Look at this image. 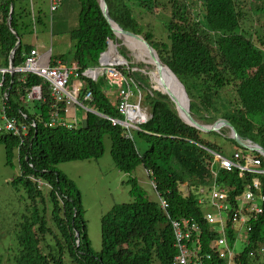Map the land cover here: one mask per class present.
Listing matches in <instances>:
<instances>
[{
    "label": "trees",
    "instance_id": "1",
    "mask_svg": "<svg viewBox=\"0 0 264 264\" xmlns=\"http://www.w3.org/2000/svg\"><path fill=\"white\" fill-rule=\"evenodd\" d=\"M15 1L0 0V58L4 67L8 66L9 55L17 42L15 34L21 39L20 31L27 27L22 24V18L29 15L32 25L36 26L32 9L27 12L23 6L15 7ZM76 1L80 11L77 27L70 32L73 43L70 65L76 64L82 72L96 67L98 56L106 49V40L115 39L97 0ZM150 1L155 4L148 7ZM136 2L154 16L168 13L166 41L144 31L132 13L133 5L129 6L125 0H106L105 3L110 18L123 30L149 42L160 61L182 82L196 119L202 124L226 119L240 137L264 149V52L239 33L237 21L241 11L237 1ZM57 9L51 11L49 6L50 14ZM261 9L264 13V2ZM37 22L40 23L39 20ZM17 43L12 58L13 68L21 67L22 55L29 54L32 49L22 45L20 40ZM50 61L53 66L57 61L68 65L63 58ZM132 67L130 65L129 68ZM128 73L139 92L144 90V104L152 115L150 120L139 125L133 140L125 138L126 130L122 126H112L109 120L93 114H89L86 128L49 127L48 105H39L36 113H29L28 109L13 101L18 95L17 74L21 73L6 76L4 89L9 92V114L27 124L28 133L20 137L0 134V143L4 147L5 165L12 167L13 159L17 163L19 175L10 183L16 191L21 187L27 201L26 213H31L23 214L19 219L15 229L18 232L17 246L15 250H9V258L5 263L0 260V264H153L154 261L171 264L177 253L173 246L171 220H190L199 225L201 238L196 243L192 237L188 247L199 248L202 257L210 256L209 260L202 261L203 264L227 263L226 259L218 258L211 247L213 240L220 237L218 225L212 229L202 221V213L196 203L199 188L207 187L213 178V157L209 151L218 152L220 149L203 135L193 132L179 118L165 95L146 90L151 85L147 75L136 71ZM26 82L27 87L41 83L37 76L30 74H27ZM80 86L82 95L91 93L92 100L85 102L90 109L109 118L123 120L116 108L119 100L114 92L115 86L109 87L103 77L95 82L80 78ZM18 112L24 113L26 119H21ZM32 122L34 127L30 126ZM223 131L218 135L237 146L224 137L227 130ZM105 135L110 139V157L115 168L129 176L127 183L131 202L114 205L101 216V251L95 254L87 235L80 193L74 183L57 169V165L98 160L104 154ZM141 144L148 145L143 153L140 152ZM255 158L260 159V168L264 170L263 159L258 154ZM139 166L154 181L155 192L166 200L168 208L165 212L157 202L148 200L137 180L131 176ZM32 177L36 182L30 179ZM217 177L226 185L229 197H234L241 194L253 175L245 174L240 180L236 172H218ZM259 179L263 181L264 191V176H259ZM183 184L187 189L182 192L180 187L184 188ZM249 225L250 231L240 237L244 247L235 254L233 264H264V257L257 254V247L264 246V210L252 218ZM224 233L228 247L233 250L238 233L231 228L230 221ZM251 252L254 256H250Z\"/></svg>",
    "mask_w": 264,
    "mask_h": 264
},
{
    "label": "rangeland",
    "instance_id": "2",
    "mask_svg": "<svg viewBox=\"0 0 264 264\" xmlns=\"http://www.w3.org/2000/svg\"><path fill=\"white\" fill-rule=\"evenodd\" d=\"M59 8L56 12L50 14L49 12V0H16L15 7H24V9L29 12L32 9V12L35 15L36 26H33L31 23V17L25 16L22 18L21 22L23 25H27L26 28H22L20 31L22 45L31 46V50H36L37 54H45L48 51L50 52L51 59L63 58L66 59L68 65L67 67H71V58L73 53L72 41L70 39V32L77 27V16L80 11V6L76 3V0H61ZM137 0H125L128 2L129 6L133 5V15L139 22L141 28L144 31H149L155 38L160 39L162 41H166V30L165 23H168L169 17H167L168 13L163 14L161 17L154 16L153 13L148 12L147 10H143L141 5H139ZM167 1V0H165ZM192 2V0H189ZM160 2H164V0H160ZM155 3L150 1L147 6H152ZM157 11V8L154 9V12ZM160 12V9H159ZM157 15V14H155ZM166 16V17H165ZM39 20L40 23L37 22ZM264 22V21H263ZM118 43V51L121 56H124L130 65H132L133 71H143L145 73H149L152 71V68L143 61H146L147 58L143 60L140 59V53L131 51L126 45L122 44L121 41H116ZM112 50L110 49V53ZM137 56V57H136ZM49 57V58H50ZM107 57L115 58L113 55H107ZM52 65V62L50 64ZM139 65H143L142 67ZM140 68H139V67ZM138 67V68H137ZM151 69H150V68ZM72 69V68H68ZM141 73V72H140ZM41 81V79H39ZM152 80V79H151ZM43 81V80H42ZM76 80H73L75 82ZM153 82V80H152ZM44 83V81H43ZM83 83V82H82ZM154 83V82H153ZM33 85H31L32 87ZM150 88H146V90H153L154 88H158L155 83L154 85L151 83L149 85ZM47 89V88H46ZM138 89V87H136ZM4 90V84L2 87V92ZM109 90V88L107 89ZM82 91V90H81ZM116 93L117 90L114 89ZM82 93V92H81ZM53 96L50 93H47L45 101L43 102V96L40 98L42 100H36L34 97H28V93H23L17 95V98H14L13 101L17 103L19 106L28 109L29 113H36V107L39 105L46 104L49 107V113L58 108V104H62V101H57L58 104L54 100H52ZM9 97L5 99V103L0 107V117L5 115L7 120H14L17 124V127L22 130L20 125L26 126L27 124L21 122V120L15 116H10L9 111L10 106L7 104V100ZM71 99L74 100L73 95ZM145 100V92L144 90L140 91V103L141 107L144 111L149 108L146 104H144ZM177 101V97L176 100ZM36 102V105H35ZM129 102L137 103L136 98L134 96L130 97ZM88 104V103H87ZM55 110V111H56ZM71 108L68 112L74 113L77 112L81 120L89 117V114H86L84 111L79 109ZM20 113L21 119L25 120L26 115L24 113ZM177 113V112H176ZM100 118V117H98ZM102 119V118H100ZM124 120V117H123ZM35 125L34 122L30 124ZM0 127L3 128V122L0 121ZM27 127V126H26ZM131 130V129H130ZM221 129L220 132H224ZM219 132V133H220ZM3 134V133H0ZM224 137H228L227 132L223 133ZM134 139H136L135 133H133ZM204 138H207L212 143L216 145L220 150L218 151L221 155L226 156L227 158L231 156L234 150H238L241 154L248 155L250 157H255L254 153L243 150L241 147L233 146L227 143L221 135H203ZM104 144V154L98 160H90V161H74L67 162L57 165V169L62 172L70 181L74 183L76 188L78 189L81 197L82 207L84 209V219L87 222V235L90 241V246L92 251L95 254L100 253L101 251V235H100V220L101 216L110 211V209L117 204H127L131 202V197L129 196V184L127 183L129 176L119 172L110 157V139L109 136L105 135L103 137ZM148 148L147 144H141L140 152L143 153L145 149ZM14 165L12 167H7L5 165V154L4 147L0 143V260L2 263H5L9 258V250H15L16 244V236L18 232L15 229L19 225V219L21 216L28 215L25 210V194L21 187L18 188V191L14 189L11 185V180L19 175V169L16 166V161L13 159ZM217 163L212 162V166ZM259 170H262L259 169ZM134 177L139 186L144 190L148 200L152 202L158 201V196L153 190L151 186L150 179L147 177L145 170L139 166L134 172L131 174ZM33 182H36L35 178H30ZM43 183V182H42ZM46 187L45 185H43ZM225 193L227 195V201L231 203L233 208H236L239 204L240 193L235 195L234 197H229L226 186H224ZM47 188V187H46ZM184 188L180 187V190L185 191ZM199 208V207H198ZM202 215H205V212H211L217 219L218 213L215 209H213L210 205H205L202 208H199ZM245 218L249 217V214H244ZM196 223V222H195ZM199 226V225H198ZM238 228V227H237ZM236 228V230H237ZM218 235L222 237V233L219 229H217ZM238 239L235 240L232 254H238L242 251L244 247L243 241L240 239L241 235L244 234L243 229H239ZM153 264H159L154 261ZM233 264V261L230 262Z\"/></svg>",
    "mask_w": 264,
    "mask_h": 264
},
{
    "label": "built area",
    "instance_id": "3",
    "mask_svg": "<svg viewBox=\"0 0 264 264\" xmlns=\"http://www.w3.org/2000/svg\"><path fill=\"white\" fill-rule=\"evenodd\" d=\"M61 0H50V10L54 11L60 5ZM52 4V5H51ZM30 56L24 64L25 69L28 71L27 74L37 76L41 79L40 84H45L46 82H50V86L46 87L50 89L48 93L53 96L51 99L58 104L57 101H66V104H69L72 101L71 96L73 95L75 103H81L79 106V110L84 111L85 113L94 114L95 111L90 109L85 102L91 101L92 96L90 92L82 95L81 87L74 84L76 90L73 91V86L69 87L67 83L70 81L67 80L66 76L71 71L68 68H72V71L77 69V65L74 64L71 67H67L62 64L60 61H57L55 64L56 68H41L36 70L31 62L33 60H39L42 57H47L50 54H37L36 50H31L29 54ZM120 68V69H119ZM121 70L127 72V74H123ZM130 70L128 66L124 63H116L114 61L109 62L107 65L102 66L98 70V76L87 73L80 75V72L75 73L74 79H78L81 76L85 78H89L92 81H97L98 78L103 77L107 84L110 86H115L117 90V96L119 100V104H117L116 108L118 113L124 117V120L120 121L117 119L109 118L103 114L98 113L99 116L106 118L112 124V126H122L124 130H126V138H131L130 129L138 130V126L143 124L149 120V114L143 110L140 104V93L137 90V94L135 95L137 103H130V97L134 96L132 88L136 89V84L129 77ZM13 70L8 68L7 70L0 71V96L6 99L9 96L8 90H4L2 92V87L5 82V74H12ZM27 74H21L18 80V86L22 87L18 90V93H28V97H34L36 100H41V85H33L32 87H27L26 78ZM44 83H43V81ZM82 97V99H80ZM60 105V104H58ZM71 110V109H70ZM75 110V109H74ZM73 110V111H74ZM61 109H57L53 111L51 114L52 117L58 116L61 114ZM79 116L77 112L74 111L65 113L63 112L60 115L61 120H70L71 118H75ZM0 121L3 122V128L0 127V133L6 135L15 134L17 137L26 136L28 133V128L24 125H20L22 130L17 127V124L14 120H7L5 115L0 117ZM82 123V122H81ZM35 125L33 124L32 127ZM46 126V124H45ZM52 126V125H50ZM49 126V127H50ZM74 130V129H72ZM21 131V132H19ZM214 163H217L218 172L223 173H237V177L240 180L244 179L246 173H256V174H264V170L258 171L257 169L260 167L261 162L259 159L250 156H243L238 151H234L231 154L229 159L223 157L214 152H210ZM216 176V171H215ZM225 187L221 185L217 180L213 181V183L208 188H200L196 203L199 208H202L205 205H210L213 209H215L218 213V219L209 211L205 212L203 215L204 222L213 229L214 226L218 225V229L222 233V237L215 238L211 244V247L216 251L218 258L226 259L227 263L230 264L231 261L234 260L235 255L232 254V250L228 247L225 240L224 230L226 229L228 221L231 223V228L236 230L239 236V229H243V232L250 231V220L256 216H259L263 213L264 210V191L262 184L256 180H253L250 185L245 187L239 197V204L236 208H233L231 203L227 201V195L224 191ZM159 207L162 211L165 212L168 208V204L165 199L158 198ZM244 214H249V217L244 216ZM171 227L173 230V246L177 250V253L172 257L171 264H203V260H209L210 256L207 255L202 257L200 255L199 248H189L188 243L191 241L192 237L195 238V242L201 238V229L197 223L190 220H179L174 221L171 220ZM237 236V239H238ZM257 254L261 257H264V246L259 245L257 247ZM250 256H254V253L251 252ZM234 262V261H233Z\"/></svg>",
    "mask_w": 264,
    "mask_h": 264
},
{
    "label": "water",
    "instance_id": "4",
    "mask_svg": "<svg viewBox=\"0 0 264 264\" xmlns=\"http://www.w3.org/2000/svg\"><path fill=\"white\" fill-rule=\"evenodd\" d=\"M106 0H98V4L101 10V13L104 17V20L110 27L112 33L115 35V37L119 40H122V37H128L130 39L136 40L138 42H141L144 49L146 50V58H147V63L146 61H143L146 65L148 64L151 68L152 71H149V73L155 74L158 78L160 83L162 84L164 90L159 91L156 88L153 90L156 92H159L162 95H165L167 99L171 102L172 107L176 110L177 115L179 118L195 133L201 134V135H210L212 133H218L220 132L221 129H227L228 130V138L231 139L238 147H241L243 150H246L248 152L258 154L260 155L263 160H264V149L257 143L249 140V139H244L238 135L236 132L235 128L228 122L226 119H216L211 121L208 124H202L200 123L196 117L194 116L192 110H191V105H190V98L187 94L185 86L182 84V82L179 81V79L174 75V73L166 66L164 65L158 56V53L155 51V49L152 47V45L144 40L141 36H138L136 34H133L129 31L123 30L120 28L117 24L111 21L109 12H108V7L107 3H105ZM12 13V9L10 10V15ZM8 26V22L6 23ZM17 42H19L18 36L15 34ZM123 41V40H122ZM16 42V44H17ZM17 45L14 46L13 51L16 49ZM113 52L117 54L119 57L120 54L117 52V47L112 48ZM108 50H105L101 55L104 53H108ZM48 52L47 54H49ZM105 54V55H106ZM11 56L8 58L9 61V66H13L12 58L13 54H10ZM104 55V56H105ZM101 57V56H99ZM102 58V57H101ZM103 59V58H102ZM101 59H99L100 61ZM122 63H126V60L123 59ZM100 64V62H98ZM143 74L147 75L149 81L154 85V83L151 80V77L149 74L145 73L142 71ZM177 97V101H175L176 98L173 96ZM98 115V113H96ZM150 115V119L152 118L151 113H148ZM149 119V120H150ZM84 126H86V120H83L82 122ZM87 127V126H86ZM83 127V128H86Z\"/></svg>",
    "mask_w": 264,
    "mask_h": 264
},
{
    "label": "bare ground",
    "instance_id": "5",
    "mask_svg": "<svg viewBox=\"0 0 264 264\" xmlns=\"http://www.w3.org/2000/svg\"><path fill=\"white\" fill-rule=\"evenodd\" d=\"M52 5V4H51ZM49 6H50V0H49ZM100 8V7H99ZM111 19V18H110ZM111 21L112 22H114L112 19H111ZM115 23V22H114ZM115 24H117V23H115ZM118 25V24H117ZM119 26V25H118ZM109 27V26H108ZM120 27V26H119ZM121 28V27H120ZM109 29H110V27H109ZM111 30V29H110ZM112 32V31H111ZM113 34V33H112ZM114 35V34H113ZM123 39V41L122 40H120L119 39V41H121V42H123L122 44H124V45H126L131 51H134V52H139L140 53V56H141V58L140 59H144V58H146V50L144 49V47H143V45H142V43L141 42H138V41H136V40H133V39H130V38H128V37H122ZM114 39L115 40H106V49L105 50H108L109 49V52L106 54V53H104L103 55H101L100 54V56L102 57L103 56V59L101 58V57H99V59H101L100 61H98V62H100V64H98L96 67H92V68H88V69H85V70H83L82 72H80L79 70H78V68L75 70V71H72V69H69L71 72L70 73H68L67 74V76H66V78H67V80H69L70 82L69 83H67V85L69 86V87H72L73 86V91H75L76 90V87H74V85L72 84V81L73 80H76V79H74V75H75V73H79L80 72V75H82V74H84V72L86 71L87 73H91V74H94V75H96V76H98V70L102 67V66H104V65H107L109 62H111V61H114V62H116V63H118V64H120L122 61H123V59H124V56H117V54L116 53H114L113 52V49L112 48H116V47H118L119 45H118V43L116 42V40L118 41V39L115 37V35H114ZM18 46V43L17 44H15V46ZM17 48V47H16ZM110 49L112 50V52L110 53ZM15 51V50H14ZM14 51L12 50L11 51V53L10 54H13L14 53ZM117 52H118V48H117ZM48 53V52H47ZM46 53V54H47ZM106 54V55H105ZM106 57H105V56ZM107 55H113V56H115V58H111V57H107ZM11 56V55H10ZM22 59H23V63H25L26 61H27V59L28 58H30V56H27L26 54H23L22 55ZM50 57V55L49 56H47V57H42V58H40L39 60H33L32 62H31V64L34 66V67H36V70H39V69H41V68H56L55 66H51L50 64H51V58H49ZM137 57V56H136ZM22 63V65H21V67H19V68H13V66L12 67H10L9 65H8V68H10V69H12L13 70V72H12V74H14V73H21V74H27L28 73V71L25 69V66H24V64ZM11 74V75H12ZM149 74V76L151 77V79L153 80V82L155 83V85L158 87L157 88V90H161V91H163L164 90V88H163V86H162V84L160 83V81H159V78L155 75V74H153V73H148ZM80 78H84V77H80ZM80 78H78L75 82H77L78 80V82H77V86H79V87H81L80 86ZM88 80H90V81H92L91 79H89V78H87ZM41 85V95L43 96V102L45 101V98H46V96H47V93L50 91V89H45V87H49L50 86V82H46L45 84H40ZM175 96V95H174ZM42 100V99H41ZM5 101V99L2 97V96H0V107L5 103L4 102ZM35 105H36V102H35ZM81 105V103H75V101L74 100H72V101H70V103L69 104H66V101H64V100H62V104H60L59 105V107L58 108H60L61 109V114L63 113V112H65V113H68V111L71 109V108H73V109H78L79 108V106ZM56 110V109H55ZM54 110V111H55ZM54 112L53 111H51V113H49V117H50V121H49V123H48V125L50 126V125H55V126H61L62 128H66V129H74V130H77V129H79V128H82V127H86V126H84V124H82L81 122H82V120H81V118L79 117V116H76L75 118H71L70 120H61L60 119V115H58V116H54V117H52L51 116V114H53ZM19 132H21V131H19ZM9 136H15L16 137V135L15 134H12V135H9ZM260 156V155H259ZM261 157V156H260ZM255 158V157H254ZM262 158V157H261ZM256 159H259V158H256ZM263 159V158H262ZM260 160V159H259ZM264 161V160H263ZM261 162V161H260ZM259 169H261L260 167L257 169L258 171H261V170H259ZM246 174H249V176H251V175H253V178L250 180V182L247 184V185H250L251 183H252V181L253 180H256V181H258V182H260L262 185H263V181H262V179H259V176L261 177V176H264V174H256V173H246ZM246 185V186H247ZM245 186V187H246ZM245 190V189H244Z\"/></svg>",
    "mask_w": 264,
    "mask_h": 264
},
{
    "label": "crops",
    "instance_id": "6",
    "mask_svg": "<svg viewBox=\"0 0 264 264\" xmlns=\"http://www.w3.org/2000/svg\"><path fill=\"white\" fill-rule=\"evenodd\" d=\"M236 1L241 11V17L237 21L240 27L239 33L264 52V13L261 9V3L264 2V0ZM4 68L2 58H0V69ZM72 84L74 85L76 82Z\"/></svg>",
    "mask_w": 264,
    "mask_h": 264
},
{
    "label": "clouds",
    "instance_id": "7",
    "mask_svg": "<svg viewBox=\"0 0 264 264\" xmlns=\"http://www.w3.org/2000/svg\"><path fill=\"white\" fill-rule=\"evenodd\" d=\"M98 1V0H97ZM12 9V8H11ZM10 13V12H9ZM118 48V47H117ZM49 52V51H48ZM118 53H119V51H118ZM50 54V53H49ZM120 54V53H119ZM10 56V55H9ZM14 56V55H13ZM102 58H103V56H102ZM124 59L126 60V63H124V64H126L127 66H128V68L130 67V64H129V62L127 61V59L124 57ZM98 61H99V59H98ZM8 65H9V62H8ZM132 66V65H131ZM8 69V66L7 67H5L4 69H0V71H2V70H7ZM120 69V68H119ZM130 70H132V68H129ZM136 72H141L142 73V71H136ZM0 75H1V73H0ZM21 74H17V76L19 77ZM6 76L8 77V76H10L11 77V74H5V78H6ZM16 76V77H17ZM17 77V78H18ZM5 83V82H4ZM12 83V82H11ZM19 87V86H18ZM22 87H19L18 88V90H20ZM137 90L138 89H134V88H132V91H133V93H134V97H135V95L137 94ZM138 92H139V90H138ZM140 93V92H139ZM16 94H18V95H20L19 93H18V91H17V93ZM131 103V102H130ZM86 104V103H85ZM141 104V103H140ZM146 112L148 113V110H146ZM96 113H98V112H96L95 111V113L93 114L94 116H96V117H100V118H103V117H101V116H99V115H97ZM150 113V112H149ZM86 114H90V113H86ZM103 119H106V118H103ZM149 119H150V115H149ZM84 120H86V122H87V118H85ZM82 122H83V120H82ZM146 123V122H145ZM83 124V123H82ZM144 124V123H143ZM141 125V124H140ZM139 127V126H138ZM136 131H139V129L138 130H134V129H131L130 130V134H131V138H129L130 140H133V133L134 132H136ZM126 138V137H125ZM128 139V138H127ZM234 151H238V150H234ZM233 151V152H234ZM210 152H214V153H217V154H219V155H221L220 153H218V152H216V151H209V153ZM239 152V151H238ZM240 153V152H239ZM211 154V153H210ZM241 154V153H240ZM241 155H243V156H246V155H244V154H241ZM223 157H225V158H227L226 156H224V155H222ZM248 156V155H247ZM231 157V156H230ZM230 157H228L227 159H229ZM212 167V166H211ZM215 171H216V176H215ZM212 174H213V178H212V180H211V182L209 183V185L207 186V187H200V188H208L212 183H213V181L215 180H217V174H218V171H217V166H213V170H212ZM218 182H219V180H217ZM150 182H151V186H152V188H153V190L155 191V184H154V181L153 180H150ZM220 183V182H219ZM221 185H223V186H226V185H224V184H222V183H220ZM182 186H185L186 187V185L185 184H183ZM199 188V189H200ZM187 189V188H186ZM199 192V191H198ZM156 193V192H155ZM157 194V193H156ZM198 195V194H197ZM157 196H158V198L160 197L158 194H157ZM161 198V197H160ZM196 198H197V196H196ZM164 199V198H163ZM157 203H158V201H157ZM158 205H159V203H158ZM160 208V207H159ZM210 227V226H209ZM214 228V227H213Z\"/></svg>",
    "mask_w": 264,
    "mask_h": 264
}]
</instances>
